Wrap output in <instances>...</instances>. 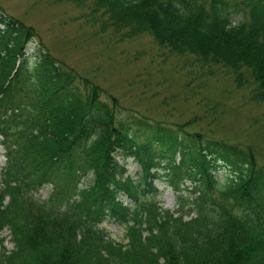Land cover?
Returning a JSON list of instances; mask_svg holds the SVG:
<instances>
[{"label": "trees", "instance_id": "obj_1", "mask_svg": "<svg viewBox=\"0 0 264 264\" xmlns=\"http://www.w3.org/2000/svg\"><path fill=\"white\" fill-rule=\"evenodd\" d=\"M52 1L73 3L118 41L148 34L171 55L224 67L238 86L250 79L251 100L264 101V0ZM123 110L0 4V232L13 244L0 237V264H264L256 149L187 129L199 117L172 125ZM155 180L189 195L165 209Z\"/></svg>", "mask_w": 264, "mask_h": 264}, {"label": "rangeland", "instance_id": "obj_2", "mask_svg": "<svg viewBox=\"0 0 264 264\" xmlns=\"http://www.w3.org/2000/svg\"><path fill=\"white\" fill-rule=\"evenodd\" d=\"M0 4L35 27L55 56L117 96L124 113L130 109L168 124L199 117L187 129L212 130L216 137L252 145L259 161L264 162V101L251 100L254 83L250 79L238 86L233 73L224 67L203 66L191 55H171L148 34L118 41L110 32L86 22L80 17L81 9L71 2L0 0ZM29 49L32 52L35 46ZM4 161L0 145V166ZM124 164L127 174L138 176L139 166L132 158L125 159ZM218 172L225 173L223 169ZM89 177L80 185L87 186ZM154 185L155 199L165 209L176 210L178 196L189 195V190L177 192L162 180H155ZM49 191L50 186L45 185L36 196L44 199ZM102 225L111 238L126 241L123 226L111 221ZM0 237L5 238L8 250L13 248L8 230L1 231Z\"/></svg>", "mask_w": 264, "mask_h": 264}]
</instances>
